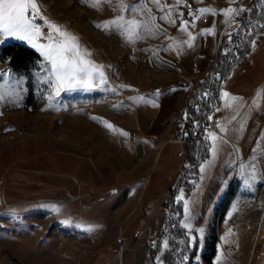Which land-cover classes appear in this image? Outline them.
<instances>
[{"label":"rangeland","instance_id":"rangeland-1","mask_svg":"<svg viewBox=\"0 0 264 264\" xmlns=\"http://www.w3.org/2000/svg\"><path fill=\"white\" fill-rule=\"evenodd\" d=\"M118 3L105 0L93 8L82 0H42L43 14L78 36L104 66L108 84L102 87L108 91L80 89L49 103L46 86L38 84L42 57L37 69L22 75L1 51L15 43L31 46L14 40L0 45V71L10 69L25 77L21 105L0 106V264H154L151 256L148 262L142 254V261L128 251L145 244L151 255H158L162 234H171L172 243L179 237L182 227H172L181 223L176 213H183V202L174 203L172 192L177 189L189 202L195 237L189 264H208L203 253L209 240L216 250L211 264H217L218 256L220 264H264V36L254 50L243 46L250 50L243 58L228 59L217 68L225 74L223 67H230L222 91L242 100L239 107H226L218 98L216 112L225 131L218 128L222 136L213 132L217 151L213 154L210 147L178 186L185 165L179 130L163 139L145 136L162 105L157 92L161 84L181 80L182 70L193 76V67H213L228 37L217 47L222 26L208 15L209 25L198 20L189 30L198 34L215 23L216 34L196 35L192 48L184 43L186 34L178 32L179 21L171 26L157 20L162 34L147 36L140 29L145 38L129 43L96 27L121 15ZM217 3L215 10L222 6ZM147 7L157 17L162 14L151 3ZM123 15L145 18L142 13ZM165 45L172 47L162 51ZM253 164L255 179L250 177ZM246 179L251 188L245 186ZM51 205L60 212L51 211ZM222 215V220L217 218ZM218 220L222 228L236 227L231 231L236 233L223 238L224 245L215 237ZM88 227L94 230H81ZM175 256L176 262L169 264H178Z\"/></svg>","mask_w":264,"mask_h":264},{"label":"snow or ice","instance_id":"snow-or-ice-1","mask_svg":"<svg viewBox=\"0 0 264 264\" xmlns=\"http://www.w3.org/2000/svg\"><path fill=\"white\" fill-rule=\"evenodd\" d=\"M102 2H105V0H82V3H86L93 8H98ZM227 2L234 4L238 0H227ZM149 3L155 5L156 9L162 13L159 17L153 14L152 8L147 7ZM182 8L191 9L188 0H173L170 4H166L164 0H137L136 3L131 5H128L125 0H119L118 10L121 15L102 24H96V27L120 35L131 43L134 40L139 41L145 38L144 35L140 34V29H143L147 36L162 34L163 29L156 22L157 20L171 26H175L179 21L178 32L186 34L184 43L188 48H192L196 35L215 36L216 25L213 23L209 28L201 29L198 34L190 31V27L195 28L196 22L206 18L208 15L214 17L222 15L224 17L223 23L229 26L235 25V31L227 33L228 38L221 54L225 57L232 56L236 60H239L243 54L241 48L244 45H249L254 50L259 37L264 36V0H257L256 5L252 8L243 6L239 8L228 7L220 10L219 13L209 7L190 10L187 18H185V13L180 10ZM45 10L42 0H0V45L5 44L9 40L21 41L40 54L43 64L41 65L42 75L38 77V84L46 86L44 88V91L47 92L45 99L49 103L57 102V98L62 93H73L80 89L108 91L107 87H102L108 84L104 66L92 58L91 51L80 42L78 36L45 16L43 14ZM197 12L199 15L196 14ZM123 13H142L145 18L143 20H137L136 18L126 19ZM244 13H248V17L236 24V18ZM45 28L47 32L44 31ZM237 40L240 42L237 43ZM171 47V45H165L161 50L167 51ZM0 63H3V61L0 60ZM224 63H228V61H221V64ZM223 78H228L227 73L224 74ZM216 79H221L219 71L216 73ZM24 83V76H18L10 69L0 71V106L4 104L20 106L23 100ZM119 87L126 88L127 86L119 85ZM112 91L116 93V89H112ZM157 94L159 95V91ZM208 98L209 93L207 91L203 92L201 99L207 100ZM218 98L224 100L226 107H232L233 104L239 107V103L242 100V98L230 96L227 91H221ZM139 99L144 100L145 98L140 97ZM122 106V104L116 105V107ZM197 111H199V107H197ZM207 119L211 120L212 117L208 116ZM104 123L107 128L113 129L110 123ZM195 124L198 126L199 121H196ZM217 127L222 132L225 131L223 126L217 125ZM124 135L127 134L124 133ZM208 135L214 142L211 145V151L215 154L217 151V144L215 143L217 136L211 132ZM200 171H204L203 164L200 165ZM255 171V165L253 164L250 172L252 179H255ZM244 184L246 187L251 188V183L248 179L244 181ZM181 201L183 202V213H176L178 217H182L181 223L179 225L173 224L172 227H182L186 230L185 235L189 237L187 242L180 240L179 244L192 243L195 241V237L191 236L192 224L190 223L189 202L185 199L183 191L178 190L174 203H180ZM50 209L56 213L60 212L56 205H51ZM62 223L66 226H71L70 221L65 220ZM76 227L79 228L80 225H76ZM81 230L90 233L94 229L88 227ZM197 231L202 230L198 229ZM153 247H157L156 241H153ZM158 252L159 254L154 258V264H166L164 257L167 252H173L179 257L178 264H184L189 259L186 254L181 255L184 252L183 248H171L167 239L162 241ZM217 264H220L219 256L217 257Z\"/></svg>","mask_w":264,"mask_h":264},{"label":"crops","instance_id":"crops-1","mask_svg":"<svg viewBox=\"0 0 264 264\" xmlns=\"http://www.w3.org/2000/svg\"><path fill=\"white\" fill-rule=\"evenodd\" d=\"M195 1H197L196 5H199L201 8L202 7H209V8H212L215 10L216 6L210 7L208 5L209 0H195ZM253 1L254 0H238L237 3L230 4L227 2V0H218L217 4L222 5V6L220 7V9H218L216 11L219 13L220 10L227 9L228 7L239 8V7L243 6L246 8H251L255 4V2H253ZM217 4H215V5H217ZM242 16L243 15L236 18V21H235L236 24H239L242 21ZM212 17H214V16H212ZM206 18L208 19V22L204 23V24L209 25L210 18H209V16H207ZM223 20H224V17L222 15H216L215 16L216 24L222 26L221 32L219 35V40L217 42V47H219L221 45L222 38L226 37L227 33L235 31V25L229 26V25L223 23ZM211 69H212V65L208 66V68L206 70H201L200 65H198V66H196V68L195 67L192 68V70L195 72L193 74V76L188 75L187 72L184 70H182L183 75L180 74V78L182 77L181 80H183L184 77H189V76L190 77L192 76V78H190V79L188 78V80H186V81L179 80L176 83L171 82L169 84H163V85L161 84V86L159 85L161 87V90H159V92H161L160 93V102L162 105L160 106L159 115L156 116V118L154 119V125H153L152 131L151 132L148 131L149 133L145 134V136H147V137L155 136V138H157V135H158L160 137V139H163V137H166L168 135V133H171V132L174 133L175 130L178 129L180 132L179 137L182 140V137H183L182 124H183L184 120L186 119V113H187V117L189 116L188 112H187V108H188L187 107V101L191 95V92L194 90V88L196 86L195 82L202 80V79H205V78H208ZM200 74H202V76H200ZM186 91H188V93H186ZM161 95H162V98H161ZM184 96H185V98H184ZM217 104H218V100H217ZM221 122H222V119H221ZM185 145L186 144L183 143L184 163H185L184 172H183L181 179L178 182V186H180V184L184 182L185 176L187 174H189V172H192L194 167L198 163H200V161L204 158V156L209 152L208 149L205 150L201 146L200 147L199 146L194 147V149H193V147H187ZM160 148H162V145H160ZM194 153H195V158L198 157L200 159L197 164H191L190 156H188V155H190V154L192 155ZM194 181H195L194 179H190L189 183L192 184V183H194ZM170 208H171V206H170ZM171 209L175 210L174 206ZM217 218L222 220L223 215L221 217L219 216ZM221 225H222V221L219 222V226H220L219 235H220V241H221V243H219V244L224 245L222 242L223 238L227 239L228 237H230V235H233L234 232L236 233L235 230H234V232H231V231H233V228L236 229V227L228 224L226 228H222ZM185 232H186L185 229L182 228L181 232L178 234L179 237L176 238V241L178 243L180 240H185L186 242L189 240V237L187 235H185ZM170 235H169V233H166V234L164 233V235L162 234L160 242L163 241L164 239H167L169 241L170 247L173 248L174 247L173 246L174 244L172 243L173 237H171ZM209 243H210V240L207 244L206 250L203 253V260H205L204 255H205L206 251L209 250ZM186 246H188V249L190 251L193 249L192 243L180 244V247L185 248ZM193 247H195V246H193ZM190 251H189V253L187 251L184 254H182V255L186 254L189 257L188 261H185L186 263L188 262L187 264H189V262H191L193 259V258H191L192 254L190 253ZM132 253H133V256H136V259L140 256L142 261H143L142 254H144L145 260L148 262H149L150 256L152 259L155 258V256H156L155 254H153V255L150 254V247L145 246V244H144V246H142L141 244L138 246L135 245L133 248H131L128 251V255H131ZM170 256H171V252H167L165 254L164 259L166 261V264H169L168 263V257H170ZM215 256H216V250H215L214 257L212 259V263L214 262Z\"/></svg>","mask_w":264,"mask_h":264},{"label":"built area","instance_id":"built-area-1","mask_svg":"<svg viewBox=\"0 0 264 264\" xmlns=\"http://www.w3.org/2000/svg\"><path fill=\"white\" fill-rule=\"evenodd\" d=\"M213 2L215 0H209L208 5L210 7L213 6ZM188 3L191 5V9L188 8H182L180 9L185 13V18H187L188 12L190 10H196L200 9L199 6L191 3L188 1ZM199 15V13H196ZM203 23H207L208 19L204 18L202 19ZM219 53V52H218ZM232 56H221L219 59L216 58L215 63L209 73V76L206 80V83L203 85L199 97L195 101L193 105V113L188 116L183 124H182V131H183V137L182 142L184 144H191L196 146H201L205 150H209L211 147V138L209 137V133L216 132L217 134L222 135L218 131L217 125L221 123V118L216 114V104H217V97L220 93L222 87H223V77L221 76L220 80L216 79V73L218 72V67L221 63V61H225L230 59ZM207 91L209 93V98L207 100L201 99L203 92ZM197 107H199V111H197ZM208 116H211L212 119H207ZM196 121H199V125L197 126L195 124ZM173 197H176L178 195V189L172 192ZM218 227H219V220L217 221ZM217 227V229H218ZM217 238L220 241V235L219 230L216 232ZM233 241H236V238H233ZM221 243V241L219 242Z\"/></svg>","mask_w":264,"mask_h":264},{"label":"trees","instance_id":"trees-1","mask_svg":"<svg viewBox=\"0 0 264 264\" xmlns=\"http://www.w3.org/2000/svg\"><path fill=\"white\" fill-rule=\"evenodd\" d=\"M253 2H255V4L252 7H254L256 5L257 0H254ZM247 17H248V13H245L244 17L242 18V21L244 19H246ZM225 38L226 37L222 38V42H224ZM245 50H249V47H247L246 49H245V47H243V49H242L243 54H242L241 58H243ZM1 56L4 59L8 58L9 63H10L9 64L10 67L22 75H30V73L32 71L37 69V66L39 65V63L41 61V57L36 50H34L33 48H30V47L24 46L22 44H19V43L10 44V45L5 46L1 51ZM229 68L230 67L224 66L223 72L228 74V72L230 70ZM206 79L207 78L195 82L196 86H195L194 90L191 92V95L187 101V107H188L187 112H188L189 116L193 113V105H194L195 101L197 100V98L199 97L200 91H201L203 85L206 83ZM185 146L193 147V149H194V147H197L196 145H191V144H186ZM188 156H190L191 164H197L200 160L198 157L195 158V153L192 155L190 154ZM173 211L174 210H172L171 212L174 215ZM174 236H175V234H174ZM173 244H174L173 245L174 249L180 248V244L176 240ZM187 247L188 246H186L184 248V252L190 251ZM214 249H215V247H213V243H211V241H210L209 250L204 255V259H205L206 263H208V264L212 263V259L214 257V253H215L213 251ZM183 253H181V255ZM190 253L193 255L192 251H190ZM176 260H177V258L175 256V253L171 252V256L168 257V262L169 263H175Z\"/></svg>","mask_w":264,"mask_h":264},{"label":"bare ground","instance_id":"bare-ground-1","mask_svg":"<svg viewBox=\"0 0 264 264\" xmlns=\"http://www.w3.org/2000/svg\"><path fill=\"white\" fill-rule=\"evenodd\" d=\"M75 3V2H74ZM91 13V12H90ZM93 14V13H92ZM232 58L233 57H231L230 59H229V63L232 61ZM219 71V70H218ZM220 72V71H219ZM220 74H221V76L222 77H224V74H222L221 72H220ZM223 84H224V78H223ZM223 88V87H222ZM221 91H222V89H221ZM220 91V92H221ZM219 95V94H218ZM217 100H218V97H217ZM218 105V104H217ZM217 105H216V107H217ZM215 111H216V109H215ZM216 114H217V112H216ZM260 238H264V229H263V232H262V234H261V236H260Z\"/></svg>","mask_w":264,"mask_h":264},{"label":"water","instance_id":"water-1","mask_svg":"<svg viewBox=\"0 0 264 264\" xmlns=\"http://www.w3.org/2000/svg\"><path fill=\"white\" fill-rule=\"evenodd\" d=\"M180 248H183V247H180Z\"/></svg>","mask_w":264,"mask_h":264}]
</instances>
